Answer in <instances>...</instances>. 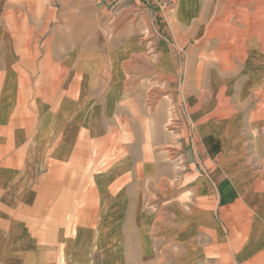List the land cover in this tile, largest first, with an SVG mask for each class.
<instances>
[{"label":"rangeland","instance_id":"374dc122","mask_svg":"<svg viewBox=\"0 0 264 264\" xmlns=\"http://www.w3.org/2000/svg\"><path fill=\"white\" fill-rule=\"evenodd\" d=\"M230 1L226 4L224 0H200L198 10L199 6L184 5L182 0H171L166 7L161 0H122L115 5L93 0H0V111L7 113L11 108L30 113L39 104L43 106L41 100L46 93L49 101L59 98V104L77 103L80 98L79 114L88 112L89 122L80 121L79 134L70 143L69 151L78 156L82 146L89 160L88 156L94 158L92 152L97 149L95 164L88 161V179L79 190L70 181L58 180L57 166L48 150L69 137L66 132L72 126L70 113L60 131L61 138L59 132L57 137L49 134L45 162L39 164L35 160L32 164L37 175L32 186L36 188H17L22 182L14 181V195L24 194L26 198L6 199L9 205L20 202L33 207L32 212H25L26 221L32 223L33 238L45 234L43 222L59 223L60 209L64 208L68 210L67 218L72 219V233L76 228L80 243L90 245L97 232L100 251L116 258L120 247L116 245L119 242L114 224L118 223L113 216L120 211L118 194L131 198L125 202L124 210L131 205L139 211L154 210L160 214L171 202L188 209L200 201L191 191L193 187L183 181L188 171L187 157L192 156L193 148L198 155L207 153L205 125L211 132L209 136L220 140L224 136L229 143L226 150L232 157L223 161L219 177L233 178L240 173L245 179L248 168L264 177V161L259 158L264 150L252 148L248 118L241 116L244 111L255 113L256 107H263V92L249 88L245 90V103L243 98L239 100L248 70L242 61L248 55L228 51L232 47L228 41L238 23L232 19V9L247 12L248 5L242 0L239 4L234 0L233 5ZM49 106L43 108V114ZM256 115L258 118L250 117L249 121L263 125L261 113ZM84 137L87 142L81 144ZM238 156L242 159L238 160ZM110 162L109 171L113 174L105 179L101 176ZM93 169L97 170L94 175ZM157 172L164 173L165 180H160L162 190L157 188ZM95 174L99 177L93 189L91 177ZM167 174L173 176L168 179ZM123 175L122 180H117V188L104 189L117 182L114 177ZM226 181L224 192H234V199L245 204L256 198L264 200V178ZM209 183L210 201L218 204V210L222 204L217 198L222 190ZM170 186L174 191L164 195V189ZM203 189L205 194L209 190L205 185ZM112 195L118 197L111 200ZM204 197L199 203L206 202ZM260 211L264 214V205ZM18 218L22 219L23 213L17 212V221ZM257 218L264 220L258 215ZM214 219L217 220L216 214ZM111 221L113 234L106 232ZM148 236L157 240L161 230L150 231ZM129 239L127 246L132 247L131 236ZM153 248L159 251L166 247L154 243ZM105 253L91 264H101ZM53 258V264H73L74 260L71 261V253L66 255L61 249ZM127 258V263L132 264V259Z\"/></svg>","mask_w":264,"mask_h":264},{"label":"crops","instance_id":"0c3cea01","mask_svg":"<svg viewBox=\"0 0 264 264\" xmlns=\"http://www.w3.org/2000/svg\"><path fill=\"white\" fill-rule=\"evenodd\" d=\"M199 1L182 0L184 5L194 7L199 6V4L202 5ZM242 1V4L248 5L247 12L241 13L242 10L238 8V13L234 8L232 9L233 15H235L232 19L238 23L233 27L236 31H232V39L228 41V44L232 46L228 51L248 55L242 61L243 67H247L248 70L245 72L242 84L246 88L244 89L242 86L239 100L246 98L247 92L245 90L253 87L257 92H263L262 99L264 100V0ZM228 2L229 0H224V3L227 4ZM230 3L235 4L234 0H231ZM237 4H239V0H237ZM189 14L192 15V12ZM240 23H242V28ZM189 32L190 27L187 30V33ZM246 38L247 40H245ZM56 90L58 91V86ZM47 94L41 100L44 103L43 106L39 104V108L30 110V113L26 112L25 109L17 111L11 108L8 109L7 113L0 111V264H53V257L60 249L66 255L72 254L71 261L74 259L73 264H91L95 258L105 253L100 251L101 246L97 241V232L95 241L90 245H85L84 242L80 243L79 239L77 240L76 228L73 229L72 233V219L67 218L68 210H64V208L63 210L60 209L61 221L59 223L43 222L44 228L47 229L45 234L33 238L32 223L25 219V212H32L33 207L20 202L17 205L15 202L9 205L6 199V196H18L14 193L19 187L23 189L36 188V185L32 186L33 179L36 178L37 180L32 164L35 163V160L39 164L45 162L48 154L46 145L50 141L49 134L55 133V137H57L59 132V136L62 135L60 131H63L66 118H68L66 116L70 113L72 126L67 127L66 132L67 137H69L63 143L56 142L54 148L48 150L52 155L51 157L54 158L56 170L59 172L55 174L59 181L63 183L70 181L73 184L72 187L79 190L87 178L86 165L88 161L95 164L94 158L97 149L92 152L94 158L88 156L89 160H87L86 150L82 146L78 148V156L76 153L74 154V151H69L70 143L79 134L80 121L84 124L86 120L87 124L89 122L88 112L79 114L80 98L77 103L61 102L59 104L57 102L59 98H55V101H49ZM49 102H52V105ZM243 103H245V99ZM48 106L49 111L43 114V108L46 109ZM67 111L69 112L67 113ZM256 113H261L263 117H259V119L264 122V102L263 107H256L255 113L248 110L242 112L241 116L244 117L245 115L248 118L249 132L253 133L252 148L263 152L264 124L259 126L251 120L249 121L250 117L255 118L257 116ZM206 129L207 126H203L204 133L208 134L205 146L207 153L203 156L198 155L196 148H193L192 156L187 157L188 171L185 173L183 181L194 188L191 191L195 193V197H199L200 201L202 200L201 196H205L206 202L201 204L199 201L188 209L178 208L175 206V202H171L167 210L160 214L155 213L154 210L139 211L137 208H132L131 205L124 210L125 202L131 198H127L125 194H118L119 197L112 195L111 200L115 199L116 196L121 200L120 211L113 216V221L118 223L114 224L116 229L114 234L118 236L119 244L116 245L120 247V252L117 253L116 258L113 255L108 257L105 253L101 264H128L127 257L132 259V264H149L151 261H169L172 264H264V223H262L264 220L257 218L258 215L264 219V214H261L260 211L264 205V200L256 198L250 204L248 202L245 204L238 198L234 199L237 197L233 196L234 192H224L227 186L226 180H248L252 176L256 180H262L264 177L261 178L256 170L253 171L250 168H248L247 176H244L245 179H242L240 173L233 178L230 176L224 179L219 177L218 172L223 167V161L232 157L229 149L226 150L229 143L225 141L226 139L224 140V136L222 140L215 135L209 136L211 132ZM88 130L87 126L86 131ZM84 141L87 142L85 137L81 140V144ZM259 158L264 161L263 154ZM241 159V156H238V160ZM112 163L107 165L110 169L106 167L108 169L104 170L101 177L107 179L113 174L109 171L112 169ZM239 164H243L244 168L248 167L245 163L240 162ZM239 164L237 163V165ZM122 165L127 164L123 163ZM239 168L241 169L240 165ZM96 171L93 169L92 175ZM262 173L264 174V170ZM47 174L50 175V173ZM51 174L53 175V173ZM163 175L164 173L157 172L158 187L157 184L156 187L159 190H162L161 178L163 177L162 179L165 180ZM167 176L169 179L170 175L167 174ZM97 177L96 174L91 177L93 189L94 186L97 187ZM124 177L125 175L113 179L117 181ZM208 180L222 190L221 197L217 198V201L220 200L222 204L218 210H216L218 204L213 205L210 201L212 186ZM14 181L22 182V184L17 185L16 188ZM72 181L75 182L76 186ZM119 184L120 182L117 181L111 184L112 186L107 185L104 189L106 191L107 189L113 190ZM204 185L209 189L206 194L203 192ZM74 191L78 196L75 189ZM171 191H174L172 186L165 188L163 194L168 195ZM28 195L31 197L30 194ZM24 196V194H20L18 197ZM37 207L39 208V206ZM17 212L23 213V218H18L20 219L18 221L16 220ZM214 214H216L217 220L214 219ZM120 215H122V219H119ZM113 221L109 223L110 229L106 231L110 234H113L111 230ZM96 230L99 231V228L95 227ZM154 230H161V236L157 240H151L148 236V233ZM129 236L133 240L132 247L127 246L128 240H130ZM136 239H139L138 244ZM154 243L166 248L158 251L153 248ZM128 251H133L135 254L132 255Z\"/></svg>","mask_w":264,"mask_h":264},{"label":"built area","instance_id":"2783aa9c","mask_svg":"<svg viewBox=\"0 0 264 264\" xmlns=\"http://www.w3.org/2000/svg\"><path fill=\"white\" fill-rule=\"evenodd\" d=\"M122 0H93L94 3H98V4H106V5H115V4H119L121 3ZM162 2H164V6L166 7V5H169L171 0H161Z\"/></svg>","mask_w":264,"mask_h":264}]
</instances>
